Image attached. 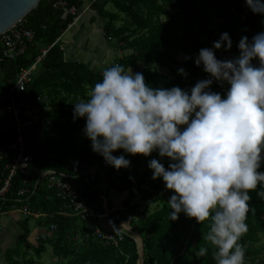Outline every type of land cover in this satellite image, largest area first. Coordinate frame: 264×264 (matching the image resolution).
<instances>
[{
  "label": "trees",
  "instance_id": "1",
  "mask_svg": "<svg viewBox=\"0 0 264 264\" xmlns=\"http://www.w3.org/2000/svg\"><path fill=\"white\" fill-rule=\"evenodd\" d=\"M59 1L41 0L38 8L24 19V26L36 32L34 42L24 56L6 62L3 68L1 93L5 94L15 84L19 73L33 66L44 49L48 50L39 66L42 68L41 72L35 75L34 81L26 91L16 93L20 102L23 98L30 97L49 99V110L46 115L50 123L44 133L46 135L59 133L58 138L56 136L51 138L56 147L52 150L54 157L40 159L35 154L33 170L37 174L56 170L72 176L73 178L67 181L72 182L86 196L95 198L94 206L97 209L103 208L101 183H107L110 189L119 193L128 192L129 197L123 205L130 208L123 215V219L131 222L144 243V264H215L213 259L215 249L204 238L209 231L210 221L198 224L195 218H188L183 213L177 220L170 221L171 209L168 203L146 219L134 220L144 214L138 211L137 203L133 204L136 198L140 196L143 200H154L156 192L166 189L162 178L152 179L153 173L148 167L150 156L145 157L142 154L133 156L124 153L123 150H117L114 155L124 154L125 158L131 161L129 168L117 171L106 164L101 155L92 151L91 141L82 132L85 119H73L75 106L73 103L89 98L95 83L102 80L103 69H93L80 60L66 59L65 49L58 41L74 23L75 16L67 15L58 9L56 5ZM66 1L80 11L86 6L80 0ZM110 2L117 11L107 9ZM222 2L223 0H100L94 3L91 1L90 9L94 18L96 17V23L98 18L104 21L101 27L105 38L110 42L115 40L123 42L124 50L130 51L117 63L125 69L131 66L133 70L139 69L141 65H147L138 72L143 73L146 83L150 86L164 88L179 86L184 89L194 86L201 79L208 78L202 66H196L192 57L199 54L201 48H211L213 42L218 40L223 32L230 34L233 47L230 51L223 48L215 50L218 59L221 52L239 55L238 44L243 36L251 40L254 35L264 31V16L254 14L246 6L245 0H238L234 4L232 12L218 30L208 29L211 21L207 7L221 5ZM122 14L129 18V25L117 26ZM182 29L183 32L180 33ZM180 51L191 59L178 60ZM173 65L184 68L189 75L184 77L177 70L172 77L162 71ZM228 87L227 84L221 87L216 82L212 85V90L224 94ZM62 116L68 120L62 122L60 120ZM28 137L33 143V139L29 135ZM153 153L159 159L158 154ZM162 163L167 167L168 159L164 158ZM3 164L4 159L0 156V178ZM98 166L104 170L101 178L92 175L93 169ZM260 170L264 171V168ZM86 178H91L90 184L85 182ZM20 183L21 179L18 178L14 183L13 192L20 187ZM250 195L252 200L249 202L246 220L249 230L239 243L246 249V264H264V258L260 257L261 250L255 248V244L264 236V199L257 197L255 192H251ZM63 202L56 196L54 190L44 184L39 186L37 194L31 198L32 206L48 215L47 219L40 218L38 224L55 223L59 226L57 239L50 240L57 256L70 258L67 264H139L141 256L138 244L130 237L122 243V251L93 241H88L84 246H77L72 242L73 233L87 231L88 226L77 218L61 214ZM110 205L113 206L111 203ZM31 219L33 218H27L22 222L23 233L17 245L7 251L6 258L9 264H37L36 259L29 256L28 248H25L31 234L29 226ZM202 247L209 248L208 254L203 258H197L195 253ZM45 251L46 241L40 240L36 254L41 258Z\"/></svg>",
  "mask_w": 264,
  "mask_h": 264
},
{
  "label": "clouds",
  "instance_id": "2",
  "mask_svg": "<svg viewBox=\"0 0 264 264\" xmlns=\"http://www.w3.org/2000/svg\"><path fill=\"white\" fill-rule=\"evenodd\" d=\"M245 3L264 16V0ZM232 47L223 32L211 48H201L194 63L208 78L190 88L150 86L142 72L117 63L102 70L87 100L73 103V119H85L82 132L92 151L117 171L131 165L124 154H113L117 150L158 154L148 167L153 180L162 178L172 190L170 221L181 213L198 224L210 221L204 238L215 249V264H246L239 241L249 230L250 193L264 199V31L251 40L243 36L237 57L217 58L215 50ZM178 73L189 75L184 68ZM216 82L229 86L226 93L212 90Z\"/></svg>",
  "mask_w": 264,
  "mask_h": 264
},
{
  "label": "built area",
  "instance_id": "3",
  "mask_svg": "<svg viewBox=\"0 0 264 264\" xmlns=\"http://www.w3.org/2000/svg\"><path fill=\"white\" fill-rule=\"evenodd\" d=\"M80 1L85 3V0ZM91 1L94 3L100 0ZM56 6L67 15L75 16L74 22L83 18L84 13H81L76 6H70L66 0H60ZM89 9L90 5L87 10ZM35 36L34 30L24 26V20L0 35V104L3 100L5 109L13 116L15 124L13 136L8 137L0 133V156L4 159L2 177L0 178V218L19 213L25 219H47V214L34 208L31 204V198L37 194L39 186L44 184L54 190L56 196L64 201L61 214L77 218L88 226L87 231L73 233L71 241L76 245L84 246L88 241H93L122 251V243L127 237H130L137 242L139 248V233L137 234L133 229L131 222L123 219V215L128 212L130 206L123 204L111 206L109 201L104 199L103 208L97 209L94 206L95 198L86 196L72 182L67 181L73 178L72 176L59 173L56 170H47L38 174L33 170L34 144L30 142L26 131L28 125L25 121L26 111L17 99L16 93L26 91L34 81L35 74L48 50L44 49L33 66L23 69L19 73L15 84L7 93L2 94L1 88L5 63L24 56L29 50V46L34 42ZM44 100L43 97L36 99L38 103H42ZM18 178L21 179L20 187L13 192L14 183ZM85 182L90 184L91 178H86ZM50 230L58 232L59 226L55 223L51 224ZM45 239L47 238L45 237Z\"/></svg>",
  "mask_w": 264,
  "mask_h": 264
},
{
  "label": "rangeland",
  "instance_id": "4",
  "mask_svg": "<svg viewBox=\"0 0 264 264\" xmlns=\"http://www.w3.org/2000/svg\"><path fill=\"white\" fill-rule=\"evenodd\" d=\"M238 0H223L221 5H215L212 7H207V12H208V16H209V20L211 21V23L207 26L208 29L214 28L215 30H218L224 23L226 20V17L232 12L234 4L237 2ZM91 3V0H85V7L81 10V13L83 14V17L85 18V16L87 18V22L83 23L82 25L85 24V28H83L82 34L85 36L83 37V39H80L79 44H78V48L85 53V55L90 54V50H92V48L90 47V45H84L86 40H88V38L90 39L91 36H94L96 33L95 31L99 32L100 30V42H101V46L103 47L104 45H107L109 48L114 49V51L117 54L118 58H123L124 56L128 55L130 53V51L128 50H124L125 48V44L123 42H118L117 40H115L114 42H110L109 40H107L105 38V34L104 31H102V27L100 29V27H96L95 25H91L92 23H95V18L94 15L91 13V9L87 10L89 5ZM200 6H204L203 4H200ZM107 9L115 12L117 11L116 7L113 5V3L110 2V4H108ZM87 10V11H86ZM174 13H176V11H173ZM122 18L121 20L117 23V26H124V25H129L130 21L129 18L122 14L121 15ZM183 28L184 24L181 25ZM74 28V27H73ZM183 32V29L180 31V33ZM65 36L68 38L71 36V34H69V32H66ZM98 38V37H97ZM78 39V38H77ZM75 39V40H77ZM99 39H95L96 43H98ZM84 42V43H83ZM92 43V42H91ZM90 43V44H91ZM98 46V44H97ZM94 48V46H93ZM98 50V49H97ZM100 50V49H99ZM93 55H90V58L87 59L89 60L92 65V63H97L98 60L96 57V55L94 54L95 51L93 50ZM198 56V54H195L192 58L195 60V58ZM220 59L221 60H226V59H232L234 58L232 56V54H224V53H219ZM88 57V56H87ZM102 57V56H100ZM186 55L183 51H180L178 54V60L180 61H184ZM88 62V61H87ZM118 62L117 61H113L108 63V65L103 66L104 63H102L101 66H103V68H108L111 65H114ZM254 64H256L258 66V61H253ZM94 67H96L97 65H92ZM144 66L147 65H141L139 69L137 70H133L134 72H138L139 70L143 69ZM179 69L178 66L173 65L171 68H166V69H162V71L170 76H174L175 72ZM42 68H39L38 71L36 72V74H38L39 72H41ZM35 74V75H36ZM225 87V85L223 86ZM30 100L33 104V113H37L39 112V110L42 111L43 113V118L41 123L42 129H41V135L45 138V144L48 146L49 150H54L56 149L53 141H51L53 136H56L58 138L59 133H54L51 135H46L44 133L45 128L48 125V121L49 118L46 115V112L49 110L48 108V103H49V99H45L42 103H38L36 101V99L30 97ZM28 99L27 98H23L21 100V104L22 106L26 107V104ZM62 122H66L68 120L67 117L62 116L60 119ZM36 148V146H35ZM53 153V152H52ZM51 159V157H49ZM156 158L155 154L152 153L149 157L150 159ZM93 177L95 176H99L100 178L104 175V170L102 167L98 166L95 167L93 169L92 172ZM102 182V181H101ZM101 191H102V198L103 199H107L110 203H116V199H119V201L123 200V199H127L129 197V193H119L115 190H112L108 187L107 183H101V187H100ZM118 193V194H117ZM172 190H162L160 192H156L154 194V200H143L141 199V197L139 196L138 198H136L133 202V204L137 203L139 208L138 211L139 212H143L144 214L138 218H134L135 221H140V220H144L146 219L148 216H150L151 214L155 213L156 211H158L159 209H161L163 207V205L165 203H168L167 201L169 200L170 196L172 195ZM19 216V217H18ZM16 219L19 218L18 221L20 224H22V222L25 220V218L22 215H9V216H3L0 218V228H3L5 226V224L9 223L12 219ZM38 218H33L31 219V221L29 222V226L31 229V235L29 236L27 242H26V247L28 248L29 252H30V257H34L37 261V264H67V262L69 261L70 258H65L64 256H57L54 253V248L53 245L50 243V240H55L57 239V232H52L50 230V225L49 224H38ZM45 236L47 239H45ZM40 240H45L46 241V251L42 254L41 258H39L36 254V249L39 247L40 245ZM75 245V244H74ZM78 246V245H77ZM4 246L2 245L1 248H3ZM255 248L257 250H261V254L260 257L264 258V236L261 237L260 241L255 244ZM2 251H0V259L2 256ZM2 261H4V257L2 259ZM139 264H144V251L143 254L141 255Z\"/></svg>",
  "mask_w": 264,
  "mask_h": 264
},
{
  "label": "crops",
  "instance_id": "5",
  "mask_svg": "<svg viewBox=\"0 0 264 264\" xmlns=\"http://www.w3.org/2000/svg\"><path fill=\"white\" fill-rule=\"evenodd\" d=\"M87 18L88 16L85 18H81L78 22H74L73 24H75L72 28L70 25V27L68 28V30L66 32H69V34H71L70 37H66L65 34L64 36L59 39L58 42L61 43V45L63 46V48L65 49V53H66V59L68 60H80L85 62L88 66H90L93 69H104L103 66L108 65V63L113 62V61H117L120 58L117 57L116 52L114 51V49L109 48L107 45H104L103 47L101 46V40L99 39L100 37V30L97 34V32L95 31V35L91 36L90 39L88 38V40H86L84 45H90V47L92 48V50H90V54L85 55V53L81 50V48H78V44H79V40L83 39V37H85L82 34L83 28H85V24L82 25L85 21L87 22ZM96 18V17H95ZM85 22V23H86ZM104 21L101 20V18L97 19V23H92L91 25H95L96 27H100L101 25H103ZM101 29V27H100ZM103 31V30H102ZM98 37V38H97ZM78 38V39H77ZM77 39V40H75ZM95 39H99L98 43H96ZM92 42V43H91ZM84 43V42H83ZM91 43V44H90ZM98 44V46H97ZM94 46V48H93ZM98 49V50H97ZM100 49V50H99ZM95 51V55L98 60L97 63H92V65H97L96 67L92 66L89 60L90 55H93L92 51ZM88 56V57H87ZM102 56V57H100ZM88 61V62H87ZM102 63H104L103 66ZM26 107H24L25 111H26V115H25V121L27 122V127H26V131L27 134L33 139V143H34V149H35V154L40 158V159H50L49 157L53 158V151L49 150L48 146L45 144V138L41 135V121L43 118V113L41 110H39V112L37 113H33V104L30 100V98L28 99V101H26ZM4 101L2 100L1 104H0V133L5 134L8 137L13 136L14 134V130H15V124H14V118L13 116L6 111L5 109V105H4ZM36 146V148H35ZM118 194V193H117ZM125 201V199L119 201V199H116V203H111L113 206H121L123 204V202ZM16 215H20L19 213H15ZM12 214V215H15ZM11 216V215H10ZM19 217V216H18ZM19 218H14L12 219L9 223L5 224V226L3 228H0V251H2V256L0 259V264H9L7 261V251L9 249L14 248L17 245V241L19 240V238L22 235V229H21V224L18 221ZM31 235V234H30ZM27 242V241H26ZM4 246L3 248H1V246ZM25 248L26 247V243H25ZM4 257V261H2Z\"/></svg>",
  "mask_w": 264,
  "mask_h": 264
},
{
  "label": "water",
  "instance_id": "6",
  "mask_svg": "<svg viewBox=\"0 0 264 264\" xmlns=\"http://www.w3.org/2000/svg\"><path fill=\"white\" fill-rule=\"evenodd\" d=\"M41 0H0V35L23 21L33 10L37 9ZM237 57V55H233ZM140 256L144 251V243L139 246Z\"/></svg>",
  "mask_w": 264,
  "mask_h": 264
},
{
  "label": "bare ground",
  "instance_id": "7",
  "mask_svg": "<svg viewBox=\"0 0 264 264\" xmlns=\"http://www.w3.org/2000/svg\"><path fill=\"white\" fill-rule=\"evenodd\" d=\"M80 20V19H79ZM79 20H77L76 22H78ZM75 22V23H76ZM75 24H73L72 26H71V28L74 26ZM138 239H139V242H140V246L142 247V239L140 238V236L138 235Z\"/></svg>",
  "mask_w": 264,
  "mask_h": 264
}]
</instances>
